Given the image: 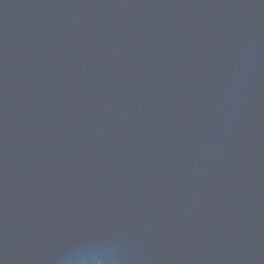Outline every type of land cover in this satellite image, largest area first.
<instances>
[{
  "label": "water",
  "instance_id": "1",
  "mask_svg": "<svg viewBox=\"0 0 264 264\" xmlns=\"http://www.w3.org/2000/svg\"><path fill=\"white\" fill-rule=\"evenodd\" d=\"M0 264H264V0H0Z\"/></svg>",
  "mask_w": 264,
  "mask_h": 264
}]
</instances>
